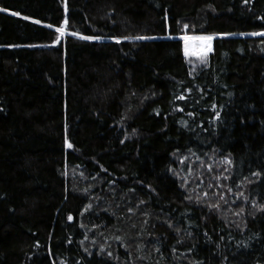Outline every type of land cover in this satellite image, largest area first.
I'll return each mask as SVG.
<instances>
[{
  "label": "trees",
  "instance_id": "16d2710c",
  "mask_svg": "<svg viewBox=\"0 0 264 264\" xmlns=\"http://www.w3.org/2000/svg\"><path fill=\"white\" fill-rule=\"evenodd\" d=\"M0 264H264V0H0Z\"/></svg>",
  "mask_w": 264,
  "mask_h": 264
},
{
  "label": "rangeland",
  "instance_id": "374dc122",
  "mask_svg": "<svg viewBox=\"0 0 264 264\" xmlns=\"http://www.w3.org/2000/svg\"><path fill=\"white\" fill-rule=\"evenodd\" d=\"M185 54L187 51V60L192 66L200 64L207 56L210 48V41L199 40V39H186Z\"/></svg>",
  "mask_w": 264,
  "mask_h": 264
},
{
  "label": "snow or ice",
  "instance_id": "6c2138e0",
  "mask_svg": "<svg viewBox=\"0 0 264 264\" xmlns=\"http://www.w3.org/2000/svg\"><path fill=\"white\" fill-rule=\"evenodd\" d=\"M58 32H60L61 34H63V30L62 29H57ZM142 39V37H141ZM186 39H199V40H206V41H211L212 37H189ZM210 50V48H209ZM187 51H186V55H187ZM69 147H71V145H69Z\"/></svg>",
  "mask_w": 264,
  "mask_h": 264
}]
</instances>
